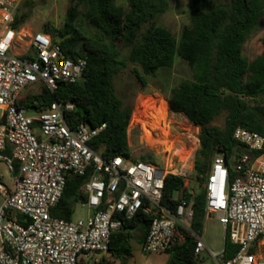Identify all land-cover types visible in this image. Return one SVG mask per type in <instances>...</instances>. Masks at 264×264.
<instances>
[{
	"label": "built area",
	"instance_id": "obj_1",
	"mask_svg": "<svg viewBox=\"0 0 264 264\" xmlns=\"http://www.w3.org/2000/svg\"><path fill=\"white\" fill-rule=\"evenodd\" d=\"M21 1L0 0V163L14 176L11 186L0 180V264L97 262L112 255L120 217L133 219L140 212L151 219L146 253H167L183 244L187 234L194 235L193 204L181 200L171 211L162 200L168 175L183 178L186 185L195 152L167 134L162 166L132 156L105 159L90 143L106 124L70 127L66 115L75 110L74 103L55 98L40 109L20 106L35 85L55 92L60 83L82 81L87 66L82 58H67L51 34L15 28ZM233 138L243 153L233 166L224 155L216 156L204 190L207 216L217 218L238 251L227 259L224 250L214 253L197 237L196 264H264V136L239 127ZM230 168L237 174L233 182ZM70 175L88 176L82 188L86 201L81 202L89 209L85 219L52 216Z\"/></svg>",
	"mask_w": 264,
	"mask_h": 264
},
{
	"label": "trees",
	"instance_id": "obj_2",
	"mask_svg": "<svg viewBox=\"0 0 264 264\" xmlns=\"http://www.w3.org/2000/svg\"><path fill=\"white\" fill-rule=\"evenodd\" d=\"M192 5L189 23L176 35L158 24L170 8V0H126V6H119L117 0H77L68 11L65 26L46 27L45 33L60 41L67 58L86 60L83 80L60 83L55 92L43 86L41 93L23 96L19 105L34 110L51 105L55 98L72 102L75 110L66 115L70 127L87 124L97 128L106 124V129L90 143L94 151L105 159L130 158L128 130L132 108L118 96L115 79L131 63L141 68V71L135 68L134 73L140 86L146 88L149 77L155 78L160 70L173 68L179 58L188 65L191 78L172 90L169 108L201 128L195 173L205 182L217 154L230 162L243 153L244 148L233 138L237 128L264 136V50L253 61L243 53L264 17V0H192ZM81 6L89 23L99 30V37L86 35L78 26ZM27 19V14L17 15L15 28H21ZM262 42L264 46V39ZM119 45L129 49L127 60L122 59ZM221 116L225 119L224 126H216L214 123ZM143 160L155 163L153 158ZM15 168L18 170V163ZM236 177L230 168V181ZM87 178L67 177L63 197L52 210L53 217L73 220L75 205L86 201L82 188ZM181 200L193 204L194 235L187 234L183 244L167 252L166 264H196L197 237H202L205 230L208 217L205 190L194 195L183 178L168 175L162 205L174 211ZM120 218L122 227L112 235L110 252L127 259L133 253L134 232L138 231V242L143 245L151 219L142 212L133 219ZM18 219L23 221L20 215ZM237 251L227 231L225 257L231 259Z\"/></svg>",
	"mask_w": 264,
	"mask_h": 264
},
{
	"label": "rangeland",
	"instance_id": "obj_3",
	"mask_svg": "<svg viewBox=\"0 0 264 264\" xmlns=\"http://www.w3.org/2000/svg\"><path fill=\"white\" fill-rule=\"evenodd\" d=\"M28 3V4H27ZM77 0H22L17 9V15H28L27 21L22 25L24 34H34L45 32V28L60 29L66 24L68 11L75 5ZM119 6H126V0H117ZM193 10L192 0H170V8L160 18L158 24L172 30L176 35H180L184 25L189 23V16ZM80 16L78 26L90 37H99L98 29L93 27L87 20L84 6L79 8ZM264 17L257 30L244 46V55L252 61L260 56L264 50ZM122 51V59L127 60L129 49ZM141 71V68L131 63L116 77L115 88L119 97L125 104L132 108V117L129 124V140L134 160L154 159L155 164L162 166L165 162V145L167 134L170 138L179 141V145H187L195 152L196 157L201 148L200 141L201 128L194 126L186 117L174 114L170 111L167 97L182 81L191 78V71L188 65L177 58L173 68L160 70L155 78H148L149 85L142 88L136 78L134 69ZM43 84L35 85L27 94L41 93ZM167 103V104H166ZM224 116L215 121L216 126H224ZM155 131V133L153 132ZM152 132V134H151ZM198 133V134H197ZM152 135V136H151ZM154 138V139H153ZM165 138V139H164ZM217 154L216 156H218ZM237 159L230 161L233 166ZM147 162V161H146ZM150 162V161H149ZM13 174L9 171L6 163H0V180L12 185ZM204 183L201 182L192 171L186 182V188L194 195L204 191ZM1 201V200H0ZM89 213L88 207H84L81 202L75 205L73 220L85 219ZM206 232L203 233V240L214 253L220 254L225 245V229L216 217L208 218L205 223ZM139 233L134 232L132 240L133 253L127 259L117 258L109 255L99 261H92L90 264H166L167 253H146L143 245L138 242Z\"/></svg>",
	"mask_w": 264,
	"mask_h": 264
},
{
	"label": "crops",
	"instance_id": "obj_4",
	"mask_svg": "<svg viewBox=\"0 0 264 264\" xmlns=\"http://www.w3.org/2000/svg\"><path fill=\"white\" fill-rule=\"evenodd\" d=\"M244 53V52H243ZM245 56V55H244ZM253 61V60H252ZM170 95H171V93L168 95V97H167V100H168V98L170 97ZM167 104V103H166ZM9 186H11V185H9ZM0 205H1V203H2V198L0 197ZM208 218H212V217H210V216H208L207 217V219H206V221L208 220ZM204 232H206V227H205V230H204ZM200 238H202V237H200ZM203 239V238H202Z\"/></svg>",
	"mask_w": 264,
	"mask_h": 264
},
{
	"label": "snow or ice",
	"instance_id": "obj_5",
	"mask_svg": "<svg viewBox=\"0 0 264 264\" xmlns=\"http://www.w3.org/2000/svg\"><path fill=\"white\" fill-rule=\"evenodd\" d=\"M0 47H2V45H0Z\"/></svg>",
	"mask_w": 264,
	"mask_h": 264
},
{
	"label": "water",
	"instance_id": "obj_6",
	"mask_svg": "<svg viewBox=\"0 0 264 264\" xmlns=\"http://www.w3.org/2000/svg\"><path fill=\"white\" fill-rule=\"evenodd\" d=\"M81 46V44L79 45V47Z\"/></svg>",
	"mask_w": 264,
	"mask_h": 264
}]
</instances>
